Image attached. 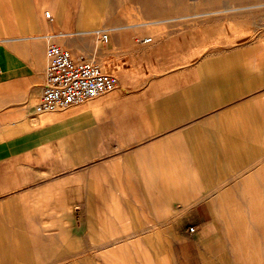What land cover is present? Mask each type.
Masks as SVG:
<instances>
[{
  "label": "crops",
  "instance_id": "obj_1",
  "mask_svg": "<svg viewBox=\"0 0 264 264\" xmlns=\"http://www.w3.org/2000/svg\"><path fill=\"white\" fill-rule=\"evenodd\" d=\"M45 4H48L52 10L44 12L43 5ZM71 10V6L67 3L61 4L58 0H46V3L44 0H36L34 4H31L30 0H0V34L6 33V36L0 40V76L5 78L0 79V229H5L0 231V243L5 245L7 256L5 259H0V264H12L9 254L13 247L11 241L17 231L28 240L22 245L23 248L28 247L38 251L59 248L49 246L54 239L63 248L62 239L66 236L64 234L67 233L68 237L73 235V221L76 217L73 213L70 217L66 209L71 202L63 200L55 202L45 199L31 203L22 199V196L30 194V188H37L32 184V178H35L34 181H42L38 183V187L47 186L43 183L48 182L49 175L63 170L58 167L44 168L36 171L35 176L31 175L26 158L31 150L46 148L48 141H53L56 146L58 145L63 159L59 162L61 166L69 165L68 168L72 169L78 165H86L87 169L83 171L88 173L90 181L93 179V173L97 174L99 169L104 170V175L100 178L106 179L107 172L105 171L112 168L110 170L112 174H108V177L116 182H122L115 187L117 189L115 192H111L110 204L99 207L93 214L91 212L93 203L89 200L90 196L97 195L103 199L104 203L109 195H107L108 191L101 190L103 186L95 187L94 185L93 188L90 185L87 186L85 191L87 199L79 204L88 206L85 221L86 226L91 230L88 232L87 229L82 234L83 236L88 237L94 233L98 220L107 224L106 230L110 232L109 234H117L111 233L115 228L113 229V224L109 222L123 220L141 222L137 223V226L140 225L137 231L141 236L158 233L157 224L156 230H153L152 225L145 227L147 220L143 217L129 215L137 212L136 206L138 208L141 196L157 198L158 203L171 198L180 199L185 204L199 203L201 200L205 201L207 192L211 190H219L218 193L221 195L220 188L224 185L210 184L205 186L206 189L201 185L202 179H209L212 173L223 172L220 165L224 152L219 146L220 139L224 135L220 130L225 123L221 121L225 120L223 111L215 112L199 122V125L189 127L194 128L193 132L202 136L192 138V135L187 134L189 130L186 132L181 130L159 138L151 133L153 127L150 125L153 123L159 125L161 122L155 119L152 122L150 118L132 116L130 108L133 106L128 99L122 107L125 109L123 117L116 118L119 112L112 110L111 115L115 116L118 122L113 123L109 118V121L104 123L108 129L107 133H104L106 134L104 138L108 136L127 137L115 145L116 149L106 146L105 141L102 143L101 139L93 135L92 117L99 112L102 106L103 108L108 107L110 111L109 101L106 99L107 92L86 102L65 108L45 112L35 111L36 105L33 107L31 103L37 99L41 90L43 92L46 85L49 65L48 49L51 43H57L70 49L76 57L91 60L116 76L118 85L111 91L120 88L119 93L128 90L127 85L133 83L131 75L135 74V69H145L143 74L151 70L150 60L147 58H151L152 53H164V50L158 47L160 43L155 42L154 38L150 42H144V38L123 34L114 35L108 31L109 40L104 41L102 33L107 30L79 31L71 19ZM31 11L36 14L34 19L29 16ZM47 12L52 18L53 23L51 24L46 21L49 17ZM92 13L91 10L88 11L87 16ZM88 32L98 38L95 43L91 44L89 38H83L89 35ZM142 82L144 86L148 84L146 81ZM204 98L210 101L212 95L204 96ZM179 119L187 121L190 118L185 116ZM207 122L213 125L203 128L202 125ZM113 125L118 126L116 133H112ZM139 125L142 128L136 127ZM174 141L175 144L171 145L175 150H170V144L167 142ZM161 145L166 147L163 154L160 153ZM188 151L191 152L188 153ZM63 154H65L64 157ZM203 158H212L210 165L203 162ZM234 163L232 162L229 167ZM188 167L189 169H186ZM200 168H204L205 175L200 179L194 178L196 169ZM177 170L187 172V176L189 174L191 178H194L182 194L175 190ZM95 180L96 176L93 181ZM218 182L221 181L218 180ZM155 183L158 185V192L153 194ZM235 184L230 185L227 182L226 187L230 189L231 196L237 194L240 189V186L236 187ZM138 189L143 192L139 193ZM65 193L64 190L57 188L50 195L62 196ZM56 204L61 206L56 209L54 208ZM32 206L37 212L30 214L29 208ZM25 213L27 217L24 219L21 214L25 215ZM212 213L217 214L214 211ZM125 214L128 216L124 217ZM169 219L168 213L164 218L158 217L159 221L168 222ZM23 221H27V228L24 227ZM117 227L120 229L119 224ZM7 229L9 231H6ZM168 230L170 232V227ZM38 232L42 235H38ZM46 234H50L47 239Z\"/></svg>",
  "mask_w": 264,
  "mask_h": 264
},
{
  "label": "rangeland",
  "instance_id": "obj_2",
  "mask_svg": "<svg viewBox=\"0 0 264 264\" xmlns=\"http://www.w3.org/2000/svg\"><path fill=\"white\" fill-rule=\"evenodd\" d=\"M30 1L31 4H34L36 0ZM58 1L61 4L67 3L71 6V19L75 28L79 31H94L98 29L107 30V32L111 31L114 35L123 34L135 38L150 37L151 40L152 38L156 39L155 42L160 43L158 47L164 50V53L154 52L150 56L151 58H147L150 60L151 67L150 71L146 69L147 74H143L145 70L143 68L134 70L135 74L131 75L133 83L127 85L126 88L128 90L119 93V88L115 91L107 92L106 99L109 101L110 111H108V107L103 108L102 106L99 112L92 117L94 122L93 135L101 139L100 142L103 143L105 141L104 144L106 146L116 149L115 145L121 139L127 138L126 136H108L104 138L106 135L104 133L108 131L104 123L108 122L109 118L113 123L118 122L116 118L123 117L122 114L125 109L122 107L128 99L133 106L130 108L132 116L150 118L152 122H154V119L161 122L159 125L154 123L150 125L153 127L151 133L159 138L181 130L185 132L189 130L187 134L192 135V138L202 136L193 132L194 128L192 130L189 127L199 125V122L215 114V112L223 111L224 114H233L234 111L237 113L240 110L244 111L241 106L245 104L246 100L251 105L263 101L259 98L255 100V97L260 96L264 92V0ZM44 2L46 3V0ZM88 3L90 4L88 5ZM131 3L134 5L130 6L132 5ZM43 7L44 12L52 10L48 4L43 5ZM90 10L93 13L91 17H88L87 14ZM43 16L45 15L43 14ZM46 21L50 24L53 23L50 17L46 18ZM105 32L103 31V33ZM88 34V36L83 38H89L91 44L98 40L91 33L88 32ZM5 36L6 33L0 34V40ZM253 73L258 74V80L253 78ZM1 78L5 79L0 76ZM142 81H146L148 84L144 86ZM41 93L42 90L37 99L31 103L33 107L39 102ZM210 94L212 99L210 101L204 100V96L208 97ZM112 110L118 111L117 115L119 116L116 118L112 116ZM185 116L190 118L187 120L190 122L183 124L187 121L179 118ZM221 121H226V119ZM221 121L219 120V122ZM211 125L207 122L202 127H210ZM117 127L116 125L112 126V133L117 132ZM136 127L142 128L141 125ZM100 142L97 141V143ZM236 142L242 143L240 139H236ZM167 143L170 144V150H175L173 145H171L175 144V141ZM47 144L46 148L31 150L26 158L27 167L31 170V175L35 176L37 174L36 171L44 168L58 167L63 168V170L49 175L48 182L44 181L43 183H46L47 186L38 187V183L42 181H34L35 178H32V184L37 188H30L32 193L22 196V199L31 203L44 201L45 199L55 202L59 200L71 202L69 205L72 208L74 207L73 214L76 217V222L73 221L74 232L72 237L78 236L80 233L82 235L87 229L90 232L91 229L86 226L85 221L86 206L79 204L87 199V194H85L87 186L90 185L92 186L91 188L94 185L95 187L103 186L101 190L108 191L107 195H109H106L108 198L104 203L99 196H90L89 200L93 203L91 207L93 214L99 207L110 204L111 192H115L117 190L115 187L122 184V182H116L111 177H108V174H112L110 172L112 168L105 171L107 172L106 179L100 178L101 175H104V170L99 169L97 174L93 173V179L90 181L88 173L83 171L87 169L86 165H78L72 169L68 168L69 165L61 166L59 162L63 159L59 153L58 145L56 146L53 141H48ZM165 148V146H160L161 154L165 153L163 151ZM125 149L127 150L126 147ZM167 151L171 153V151ZM191 151H188V153ZM257 159H262V156ZM221 160L229 161L230 158H221ZM240 160L242 163L244 161V164L234 163L231 165L227 170L230 172L224 181L218 182V180L205 178L202 179L201 185L205 189L210 184L219 186L229 182L231 185L237 181L235 177L238 172L241 174L248 172L247 174H249L250 171L254 170V162L256 160L254 158L251 159L249 154L238 157V161ZM130 167L134 166L130 165ZM186 169H189V167ZM95 176L96 183L93 181ZM248 184L250 185V183L239 184V191L242 190L241 193L244 190L246 191ZM153 186V194H155L158 192V185L155 183ZM57 188L64 190L66 192L65 195L51 196L50 194L54 193ZM138 191L139 193L143 192L139 189ZM231 197L233 206L248 208L249 205H246L248 201L246 202L238 193ZM140 199L138 208L136 206L137 212L129 215L143 217L147 220L145 221V227L152 225L153 230H156V224L159 227V231L166 232L170 227L172 234L167 233L169 234L167 237L172 243L171 252H173L172 255L175 257V264H221L220 256L222 250L226 247L222 244L223 228L221 222L217 221L219 222V228L216 227L215 230L209 233L205 230L206 225L221 214H213L206 200H201L199 203L189 202L185 204L180 199L172 198L159 203L157 198L141 196ZM238 200L239 203H237ZM60 206V204H56L54 208L58 209ZM167 213L170 215L168 222L158 220L159 216L164 218ZM21 215L24 216V219L27 217L26 213ZM123 216L127 217L128 215L125 214ZM128 221L116 222L120 225V229L115 222H109L113 224V229L115 228L111 233L123 235L126 232L132 233V228L124 226V222ZM23 223L24 227H26L27 221H23ZM137 223L140 224L141 222ZM139 227L140 225L137 226V224L134 227L136 229L135 234L140 235V232L137 231ZM192 227H194V231L191 230ZM6 231H9V229ZM259 233L260 239H263V230L259 231ZM122 237L124 236L115 237L118 242L114 244L120 245L124 243L121 241ZM53 241L49 243V246L62 248L58 245L56 239ZM111 248H114V246ZM227 248L229 247L227 246ZM182 253H186V256L183 257ZM259 255L262 257L261 263H254V261L249 263L264 264V242ZM207 261L212 262L207 263ZM238 262L240 260H237Z\"/></svg>",
  "mask_w": 264,
  "mask_h": 264
},
{
  "label": "bare ground",
  "instance_id": "obj_3",
  "mask_svg": "<svg viewBox=\"0 0 264 264\" xmlns=\"http://www.w3.org/2000/svg\"><path fill=\"white\" fill-rule=\"evenodd\" d=\"M127 5L129 6V4ZM90 15L92 14H89L88 17H91ZM29 16L34 19L36 14L34 11H31ZM253 75L254 79H259L258 74L253 73ZM239 77L241 76L239 75ZM258 98L264 101V92L260 96L255 97V100H258ZM263 101L251 105L246 100L244 102L245 104L241 106V108H244V111L240 110L238 113L234 111L233 114H224L226 121L220 128L221 132L225 135L220 139L219 144L224 152L223 159L230 158V160H221L222 164L220 166L223 172L216 171V173H212L213 175L209 177L210 180L218 179L221 182L224 181L230 172L227 170L230 168L229 165L232 162L239 163V165L244 164L243 160V163L241 160L238 161V157L249 154L251 159L254 158L256 160L262 156V159H257L254 162L253 171H250L249 174H247L248 172H243L242 174L238 172L235 177L237 180L235 182L236 187L239 184L250 183V185H247L246 191L244 190L242 193V190L239 191L237 189L238 195H241L246 202L248 201L246 203V205H249L248 208L233 206L232 197L229 192L230 189L226 187L227 182L220 188L221 195L218 193L219 190L217 191L215 189L207 192V196L204 198L214 213L221 214L215 217L214 221L207 224L205 229L209 233L215 230L216 227L219 228L218 220L221 222L223 228L222 244L226 246L220 256L221 264H236L237 260H240L237 264H250V261L261 263L262 261V257L259 254L261 253L264 238L260 239L259 231L263 230L264 232ZM236 139H240L242 143L236 142ZM203 160V162L210 165L212 158H203ZM182 172L185 173L181 170L176 171L174 182L175 190L179 194L184 192L186 186L190 184L192 179H200L201 176L205 175L204 168L196 169L193 175L194 178H191L192 176L189 174L185 177ZM215 201L217 204H215ZM237 203H239V200ZM82 206H86L87 213L88 206ZM73 208L66 206L70 217L73 213ZM35 211L33 206L29 208L30 214H33ZM96 223L94 233H91L88 237L83 235L74 237L72 235L68 237L67 233H65L64 236H66L62 239L63 248H47L40 251L28 247L23 248L22 245L26 244L28 240L22 237V233L17 231L14 233V238L11 241L13 247L10 249L9 259L12 264H175V257L172 255L173 252H171L172 243L169 237H167L169 235L167 233L171 234V232H168V230L166 232L159 231L148 236L137 235L135 231L119 235L109 234L106 230L107 224L105 222L98 220ZM136 224V221L131 220L124 222V226L132 228V230ZM37 234L42 235L40 232ZM49 235L46 234V239L49 238ZM120 236H124L121 238V241L124 243L115 245L118 242L115 237ZM111 245L114 248H111ZM4 248L5 245L0 243V259L7 257ZM182 255L185 257L186 253H182ZM209 262L212 261H207V263Z\"/></svg>",
  "mask_w": 264,
  "mask_h": 264
},
{
  "label": "built area",
  "instance_id": "obj_4",
  "mask_svg": "<svg viewBox=\"0 0 264 264\" xmlns=\"http://www.w3.org/2000/svg\"><path fill=\"white\" fill-rule=\"evenodd\" d=\"M50 17V13L47 12ZM110 34H102L104 41ZM151 38H144L149 42ZM49 65L46 85L35 111L45 112L80 104L117 87L118 78L105 71L99 64L76 57L68 48L51 43L48 49ZM194 231V227L191 228Z\"/></svg>",
  "mask_w": 264,
  "mask_h": 264
}]
</instances>
